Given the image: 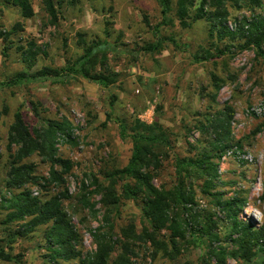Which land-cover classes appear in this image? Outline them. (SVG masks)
<instances>
[{
  "label": "rangeland",
  "instance_id": "1",
  "mask_svg": "<svg viewBox=\"0 0 264 264\" xmlns=\"http://www.w3.org/2000/svg\"><path fill=\"white\" fill-rule=\"evenodd\" d=\"M2 1L0 201L7 193L4 183L9 159L7 135L17 109L21 108L29 127L42 121L68 120L74 128L73 135L70 141L60 142L58 154L71 161L74 168L65 187L70 199L63 207L82 238V254L88 255L95 250L89 230L101 224L104 211L98 195L90 198V202L95 203L94 213L82 208L81 182L89 186L90 181L84 175H94L102 181L104 171L125 167L131 154V142L121 140L115 119L127 125L135 119L160 124L177 137V150L185 156L191 151L186 143L196 145L195 140L200 138L197 123L228 106L234 111L231 126L234 148L220 161L218 189L225 197L246 191L249 206L241 219L247 218L258 226L263 224L264 63L255 58L253 51L236 54L233 59L227 56L215 62H194L201 48L208 47L207 25L197 22L184 30L175 19L174 6L172 13L164 17L155 0H55L56 4L60 3L55 26L48 24L42 0H31L34 16L29 20L23 19L17 8ZM226 8L230 15L229 27H234L242 18H250L252 13H260L259 10L253 12L247 4L239 8L233 0L227 1ZM18 25L21 30L16 32L14 28ZM99 43L105 45L99 53L104 59H97L96 72L115 75V83L109 89L63 71L75 63L84 48ZM157 43L162 45L161 52L150 54L143 50ZM31 45L37 51L29 63L31 60L24 53ZM44 68L56 70L64 78L29 79ZM20 75H25L27 80L12 84ZM212 75L224 81L215 104L208 97L213 93ZM4 108L6 115L2 112ZM110 111L113 121H106L105 113ZM28 162L34 164L38 175H47L49 168L40 158L33 156ZM168 165L172 167L171 160ZM170 173L173 175L172 168ZM163 180L169 181V176L164 175ZM89 190L94 188L90 186ZM196 191L197 211L205 217L216 215L212 202ZM32 193L44 200L54 191L44 196L38 188H33ZM3 218L0 210V222ZM140 219L135 203H122L114 218V233L119 236V230L129 222L140 230ZM218 225L221 234H227V227ZM1 231L0 227V234ZM184 246L172 261L161 255L152 260L150 253L136 249L130 258L131 264H182L186 261L201 264L204 250L191 244ZM13 254L21 255L24 264H46L49 258L44 228L18 239ZM118 254L119 251L113 258Z\"/></svg>",
  "mask_w": 264,
  "mask_h": 264
},
{
  "label": "trees",
  "instance_id": "2",
  "mask_svg": "<svg viewBox=\"0 0 264 264\" xmlns=\"http://www.w3.org/2000/svg\"><path fill=\"white\" fill-rule=\"evenodd\" d=\"M155 1L164 17L172 13L174 6L175 19L184 30L197 22L207 25L208 47L201 48V54L194 57V62H215L227 56L233 59L236 54L253 51L255 58L264 63V0H233L239 8L247 4L253 12L260 11L237 21L234 27L227 25L230 15L226 3L229 0ZM2 2L17 8L25 20L34 16L31 0ZM57 4L55 0H42L50 26H55L58 21L57 7L60 3ZM20 27L16 26L14 31ZM104 46L99 43L84 48L75 63L63 71L109 89L115 83V75L96 72L97 59H104L99 54ZM33 48L31 45L24 53L30 58L29 63L36 56L37 50ZM161 49V43H157L147 45L143 50L154 54ZM60 77L64 78L58 71L44 68L29 79L56 80ZM26 78L20 75L12 84L25 82ZM211 82L213 93L208 97L215 104L224 81L212 75ZM113 102L114 99L109 106L111 109ZM2 112L6 115L7 109ZM105 118L113 121L112 111L105 113ZM233 118V109L225 106L204 122H198L196 129L201 139L195 140L196 145L186 143L191 151L185 156L177 150V137L160 124H146L135 119L127 125L125 121L115 119L121 140L131 142V154L125 167L104 171L102 181L94 175H84L90 183L87 186L81 182L80 205L94 213L95 203H91L90 198L98 195L104 211L101 224L89 230L95 250L84 256L80 250L82 238L63 207V203L70 199L65 187L74 166L58 154V145L63 140H71L74 128L64 118L42 121L29 127L21 108H18L7 135L9 159L4 182L7 193L0 201V210L4 213L0 222V262L24 264L21 255L13 254L14 244L18 239L44 228L49 258L46 264L71 261L77 264H131L130 258L136 249L150 253L152 260L161 255L172 261L180 254L183 245L190 244L204 250L201 264H264V222L258 226L247 218L245 221L241 219L249 206L247 192L225 197L218 189L221 185L220 161L234 148L231 139ZM33 156L48 166L46 176L38 175L34 164L28 162ZM170 160L172 167L168 165ZM164 175L169 176V181L163 180ZM90 186L93 191L89 190ZM33 188H38L44 196L52 191L54 194L42 200L33 195ZM196 190L212 202L218 217H205L197 211ZM124 202L138 206L141 228L139 230L137 225L129 222L119 230L118 236L114 233V218ZM220 223L227 227L224 236L219 231ZM118 251L117 257L113 258ZM182 264L194 263L186 261Z\"/></svg>",
  "mask_w": 264,
  "mask_h": 264
},
{
  "label": "bare ground",
  "instance_id": "3",
  "mask_svg": "<svg viewBox=\"0 0 264 264\" xmlns=\"http://www.w3.org/2000/svg\"><path fill=\"white\" fill-rule=\"evenodd\" d=\"M247 213H249V211H247Z\"/></svg>",
  "mask_w": 264,
  "mask_h": 264
}]
</instances>
